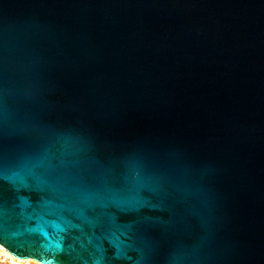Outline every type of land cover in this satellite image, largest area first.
<instances>
[{
  "label": "water",
  "instance_id": "1",
  "mask_svg": "<svg viewBox=\"0 0 264 264\" xmlns=\"http://www.w3.org/2000/svg\"><path fill=\"white\" fill-rule=\"evenodd\" d=\"M65 142L151 206L69 211L25 169ZM0 219L40 264H264V0H0Z\"/></svg>",
  "mask_w": 264,
  "mask_h": 264
},
{
  "label": "snow or ice",
  "instance_id": "2",
  "mask_svg": "<svg viewBox=\"0 0 264 264\" xmlns=\"http://www.w3.org/2000/svg\"><path fill=\"white\" fill-rule=\"evenodd\" d=\"M71 155L70 143L65 142L63 145V150L57 155L52 152H45L43 155H39L33 160L25 164V169L29 173L32 172L34 168H51V161L53 159H59L60 169L56 172L57 181L59 183V188L54 186L53 190H58L61 194L71 202L69 211L76 214L82 220L88 221L89 223H94V221L89 220L85 214L86 209H96L101 210L108 209L109 207H115L120 211H139L141 208L150 207L149 201L141 197L140 195H129L124 196L117 192H114L110 188L104 187H88V186H77L74 181L77 180V173L72 168V162L66 160L65 157ZM21 181L23 180L20 177ZM128 180V190L131 192L139 193L141 190L148 186V183L143 178L142 174L135 171L134 168L130 169L127 175ZM107 218V222L114 226L119 227L116 224V218L112 213L101 211L98 214L97 221L99 222L101 218ZM148 219V218H145ZM3 229V221L0 219V230ZM4 242L12 249V251L17 256L24 255H34V252L30 247H26L23 244L17 243L12 240L9 241L8 237H4ZM51 264V262H49Z\"/></svg>",
  "mask_w": 264,
  "mask_h": 264
},
{
  "label": "rangeland",
  "instance_id": "3",
  "mask_svg": "<svg viewBox=\"0 0 264 264\" xmlns=\"http://www.w3.org/2000/svg\"><path fill=\"white\" fill-rule=\"evenodd\" d=\"M11 257H13L12 254L9 251H7V249L5 247L0 245V264H15L11 260ZM29 260H31L34 264H39L38 262L34 261L33 259H29Z\"/></svg>",
  "mask_w": 264,
  "mask_h": 264
},
{
  "label": "bare ground",
  "instance_id": "4",
  "mask_svg": "<svg viewBox=\"0 0 264 264\" xmlns=\"http://www.w3.org/2000/svg\"><path fill=\"white\" fill-rule=\"evenodd\" d=\"M13 257H11V260L15 263V264H34L31 260L32 258H19L16 257L14 255H12ZM15 257V258H14ZM19 258V259H18ZM34 260V259H33ZM35 261V260H34ZM37 262V261H36ZM40 264V263H39Z\"/></svg>",
  "mask_w": 264,
  "mask_h": 264
}]
</instances>
